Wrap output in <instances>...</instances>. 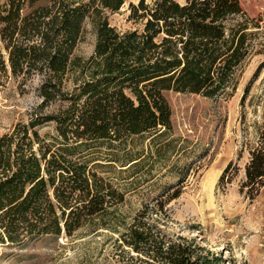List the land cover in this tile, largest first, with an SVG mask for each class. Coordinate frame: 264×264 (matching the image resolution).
Masks as SVG:
<instances>
[{"label":"trees","instance_id":"trees-1","mask_svg":"<svg viewBox=\"0 0 264 264\" xmlns=\"http://www.w3.org/2000/svg\"><path fill=\"white\" fill-rule=\"evenodd\" d=\"M1 1L0 72L42 78L41 104L0 136L1 233L24 244L105 229L148 264L220 261L194 239L167 238L155 219L149 222L162 209L158 202L146 204L130 224H118L124 194L79 151L170 129L165 91L206 98L222 93L248 53L249 18L240 0H139L129 5L128 18L142 23L140 31L109 24L105 14L124 0ZM87 19L96 41L94 54L83 60L73 52ZM69 74H75L73 86L65 89ZM53 103L55 111L43 112ZM45 125L54 133L41 135ZM242 187L251 197L264 187V127L250 149Z\"/></svg>","mask_w":264,"mask_h":264},{"label":"rangeland","instance_id":"rangeland-1","mask_svg":"<svg viewBox=\"0 0 264 264\" xmlns=\"http://www.w3.org/2000/svg\"><path fill=\"white\" fill-rule=\"evenodd\" d=\"M138 1L124 0L117 12H107L109 24L118 31H140L142 23L128 18L129 5ZM240 4L249 18L248 53L222 93L206 98L165 91L170 129L120 142L99 141L79 151L124 194L117 205L118 224H130L146 204L158 202L162 209L149 222L155 219L167 238L194 239L221 256L210 264H264V187L253 197L242 187L250 149L264 127V0H240ZM95 41V26L87 19L73 54L88 60ZM74 75L66 78L65 89L72 88ZM41 81L40 76L0 72V136L26 122L41 104ZM57 105L49 104L43 112H53ZM52 129L45 125L40 134H53ZM111 222L115 224L114 219ZM118 235L83 228L71 236H43L16 244L1 233L0 264H148L143 256L118 246Z\"/></svg>","mask_w":264,"mask_h":264}]
</instances>
